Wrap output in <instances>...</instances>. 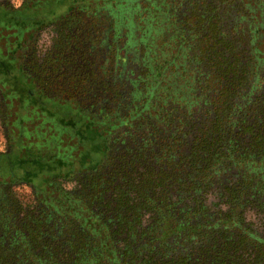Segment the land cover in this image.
Returning <instances> with one entry per match:
<instances>
[{
	"label": "trees",
	"instance_id": "obj_1",
	"mask_svg": "<svg viewBox=\"0 0 264 264\" xmlns=\"http://www.w3.org/2000/svg\"><path fill=\"white\" fill-rule=\"evenodd\" d=\"M34 2L22 0L19 8L6 10L0 6V11L16 18L23 12L37 25L44 15L31 13L32 8H37L38 3ZM98 7L97 3H85L81 7L70 4L67 9L59 8L61 12L46 25L30 30L29 37L39 29L55 26L54 42L61 45L48 53L50 63L37 62L30 55L27 59L30 69L26 72L25 58L13 56L16 72L26 75L39 95L56 104L76 107L86 119L95 120L102 128L100 156L89 166L118 173L143 165V170L152 176L154 170H160L167 177L155 181L157 185L150 184L152 189L137 198L139 201L130 193L140 182L131 179L133 184L125 183L124 190L116 191L112 200L115 213L96 215L83 205L72 183L80 170L92 173L88 165L74 166L73 170H66L65 166L61 174L63 168L56 167L46 179L41 176L32 180L27 175L28 166L23 167L18 157L13 139L5 138L8 149L0 152L1 166L6 169L5 176L0 178V264H264V232L251 233L242 224L243 219L240 220L249 198L263 209L264 225V150L250 141L240 144L239 138L231 137V130L227 129L226 133L222 127L214 126L198 131L201 134L192 138L187 160L171 158L168 142L167 145L156 143L158 136L172 138L162 115L168 111L188 114L195 87L189 80L181 84L178 80L182 77L178 75L165 82L163 72L173 61L155 64L159 69L158 78H154L148 63L152 54L142 45L140 60L123 55L120 63V58L109 50L111 46L100 43L97 36L101 32L100 21L95 18ZM75 14L86 20L83 26L79 25L81 30L70 21ZM58 25H62L61 30L57 29ZM15 41L17 49L23 51L25 42L19 36ZM182 44H177L173 58H177ZM75 53L80 55V65L74 63ZM102 61H108L109 65H102ZM33 65L35 70L31 69ZM128 67L132 71L137 68L138 74L135 79H128L125 87L123 79ZM259 126L257 130H263L264 122ZM196 129L189 127L188 131ZM122 131L125 136L130 135L128 139L131 135L138 139L146 153L134 150L136 142L131 145L130 140L125 152L122 145L113 147L112 139L118 138ZM55 161L64 164L65 160H50ZM111 162L117 166H111ZM11 169L20 175L18 179L10 176ZM58 180H62L60 184ZM16 183L28 185L42 205L38 219L26 213L20 221H15L1 187L10 188ZM224 197L229 202L226 213L212 211ZM55 223L59 227H54ZM41 224L45 225L44 230ZM68 227L71 230L66 232L64 228ZM73 236L86 245L70 246L67 237L71 240ZM33 242H37L36 246ZM35 247L40 252L35 254Z\"/></svg>",
	"mask_w": 264,
	"mask_h": 264
},
{
	"label": "rangeland",
	"instance_id": "obj_2",
	"mask_svg": "<svg viewBox=\"0 0 264 264\" xmlns=\"http://www.w3.org/2000/svg\"><path fill=\"white\" fill-rule=\"evenodd\" d=\"M21 2L0 0V6L6 10H15L22 5ZM34 3H38L35 5L37 8H32L31 13L44 15L37 25L29 21L23 12L16 18L13 14L0 11V152L8 149L5 138L11 137L15 150H19L17 154L23 167L28 166L27 175L32 180H38L41 176L46 179L49 171L56 167L63 168L61 174L65 166L66 170L89 166L90 162L99 158L101 152L100 136L103 130L95 120L86 119L76 107L47 100L32 88L33 83L26 75L16 72L14 57H20L21 60L25 58V72L30 69L27 62L30 55L38 59L37 62L45 60L50 63L48 53L61 45L54 42L57 35L55 26L39 29L30 37L27 33L38 25H46L56 18L61 8L67 9L70 4L75 7L85 3L99 5L95 18L100 21L101 32L97 36L100 37V43L111 46L109 50L120 58V63H123V55L140 60L142 45L152 54L148 56V63L153 69L154 78H158L159 69L155 64L164 65L167 61H173L163 72L165 82L169 81V77L178 75L182 77L178 80L181 84L189 80L188 83L194 85L195 94L191 98L193 105L188 114L168 111L162 115V119L169 125L172 138L166 140L165 135L161 134L164 137L158 136L156 143L167 145L168 142V155L171 158L187 160L186 153L190 150L192 138L201 134L198 131L203 132L205 128L214 126L218 129L222 127L226 133L231 130V137L235 135L239 138L240 144L242 141L246 144L250 141L264 150V129L257 130L260 128L257 126L264 122V0H36ZM70 21L81 30L79 25L83 26L82 22L86 20L75 14ZM61 26L58 25L57 29L61 30ZM18 36L25 42L23 51L17 49L15 40ZM180 42L183 44L177 58H173L174 50ZM79 56L75 53V65H80ZM84 58L86 60V56ZM106 63L109 65L108 61ZM106 63L102 61V65ZM31 69L35 70L36 66L33 65ZM137 71V68L133 71L129 67L125 69V87L128 79L137 77ZM189 127L197 129L188 131ZM191 132L194 134L191 135ZM129 136H125L123 131L119 133L118 138L112 139L113 147L122 145L125 152L126 143L130 140L131 145L136 142L134 150L145 154L147 149L132 135L128 139ZM51 158H60L66 162H50ZM10 159L12 161L14 157L11 155ZM1 164L2 161L0 178H3L6 169ZM111 166L117 165L111 162ZM89 168L92 173L82 169L72 178L74 193L83 199L85 207L103 216L115 213L112 200L116 191L124 190L125 183L133 184L131 179L140 182L136 190L130 193L139 201L137 198L152 189L150 184H156L155 181L160 182L167 177L160 170H154L152 176L143 170V165L135 170L131 166L118 173L104 172L98 167ZM9 174L13 179L20 176L13 169ZM61 181L58 180L57 184ZM1 190L11 204L15 221H20L26 213L32 218H39L43 207L38 204L28 185L16 183L10 188L1 187ZM247 199L249 205L241 210L240 220L243 219L242 224L251 233L262 235L263 209ZM228 203L224 197L212 211L217 210L224 215ZM46 226H50V223ZM41 227L45 229L44 224ZM54 227L59 225L55 223ZM64 230L68 232L71 228ZM67 240L73 247L86 245L75 236L71 240L67 237ZM33 244L36 246L37 242ZM38 251L35 247V254Z\"/></svg>",
	"mask_w": 264,
	"mask_h": 264
},
{
	"label": "flooded vegetation",
	"instance_id": "obj_3",
	"mask_svg": "<svg viewBox=\"0 0 264 264\" xmlns=\"http://www.w3.org/2000/svg\"><path fill=\"white\" fill-rule=\"evenodd\" d=\"M76 188V187H75Z\"/></svg>",
	"mask_w": 264,
	"mask_h": 264
}]
</instances>
